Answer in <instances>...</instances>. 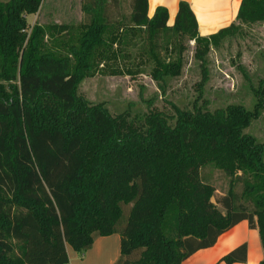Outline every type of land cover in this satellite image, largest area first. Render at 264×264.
<instances>
[{
    "label": "trees",
    "instance_id": "1",
    "mask_svg": "<svg viewBox=\"0 0 264 264\" xmlns=\"http://www.w3.org/2000/svg\"><path fill=\"white\" fill-rule=\"evenodd\" d=\"M118 1L85 0L87 22L72 33L70 24L29 25L42 0H0V264H68L67 245L84 252L113 233L114 264H181L242 220L264 251V144L245 132L264 110V79L251 85L241 66L251 109L198 103L209 51L264 22V0H241L237 22L207 36L185 0L171 25L165 6L148 15V0L111 17ZM186 38L202 76L191 110L149 108L133 120L77 91L84 77L133 76L144 65L164 90L181 74ZM207 166L229 178L215 200L201 177ZM246 249L219 261L245 262Z\"/></svg>",
    "mask_w": 264,
    "mask_h": 264
},
{
    "label": "rangeland",
    "instance_id": "2",
    "mask_svg": "<svg viewBox=\"0 0 264 264\" xmlns=\"http://www.w3.org/2000/svg\"><path fill=\"white\" fill-rule=\"evenodd\" d=\"M84 3L85 0H44L36 17H28L27 22L31 26L35 23L71 24L74 26L72 33H75L88 19L82 7ZM129 11L130 0H119L117 4L112 2L107 14L114 17ZM184 46L181 74L168 78L164 90H160L157 82L149 76L150 66L144 65L139 69L140 73L133 76L97 73L84 77L79 81L77 91L89 102H103L112 115L129 109L133 120L141 118L149 108L172 117L176 107L191 110L198 98L196 88L202 76L200 63L194 58L193 41L184 39ZM207 66L209 79L199 104L206 99L211 110L228 104H242L251 109L255 98L241 66L248 73L251 85L257 86L258 81L264 79V22L243 25L242 33L226 37L218 47H212L207 56ZM149 100L151 105L148 107ZM245 132L264 144V110ZM201 177L214 186L213 200L227 193L229 178L222 171L207 166L201 170Z\"/></svg>",
    "mask_w": 264,
    "mask_h": 264
},
{
    "label": "crops",
    "instance_id": "3",
    "mask_svg": "<svg viewBox=\"0 0 264 264\" xmlns=\"http://www.w3.org/2000/svg\"><path fill=\"white\" fill-rule=\"evenodd\" d=\"M181 0H148V15L152 16L157 6L168 9V24L174 21ZM189 3L198 23V32L207 36L236 21L241 0H185ZM35 14L39 13L42 4ZM82 3V2H81ZM83 7V6H82ZM45 25V24H44ZM71 25V24H70ZM31 26V25H30ZM246 243L245 262L231 264H258L264 256L257 229L250 228L246 220H242L222 233L216 243L209 248L196 251L181 264H227L219 261L220 258L238 245ZM68 264H114L120 256V235L113 233L98 236L91 247L84 252H76L66 246Z\"/></svg>",
    "mask_w": 264,
    "mask_h": 264
}]
</instances>
